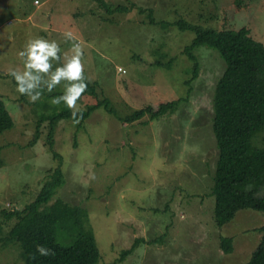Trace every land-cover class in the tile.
I'll use <instances>...</instances> for the list:
<instances>
[{"label":"rangeland","instance_id":"rangeland-1","mask_svg":"<svg viewBox=\"0 0 264 264\" xmlns=\"http://www.w3.org/2000/svg\"><path fill=\"white\" fill-rule=\"evenodd\" d=\"M105 1L129 12L109 13L93 0H0V97L15 120L0 134V264H25L17 245L1 241L16 221L2 211L33 203L59 166L48 143L50 117L69 110L50 103L63 82L30 103L9 72L23 68L18 53L38 36L56 40L62 57L71 55L72 42L63 36L69 30L83 48L85 81L98 84L99 99L108 97L120 118L148 105L181 103L175 113L133 124L103 108L81 127L59 121L54 150L64 179L49 205L61 200L87 211L99 264L132 249L122 264H247L261 242L264 212L240 211L222 227L213 196L220 155L215 94L226 62L208 47L189 58L184 48L195 33L163 24L183 19L219 31L247 27L264 44V0ZM96 102L81 96L77 105L81 111ZM255 144L264 146V133ZM225 238L233 240L231 254L223 249Z\"/></svg>","mask_w":264,"mask_h":264},{"label":"trees","instance_id":"trees-1","mask_svg":"<svg viewBox=\"0 0 264 264\" xmlns=\"http://www.w3.org/2000/svg\"><path fill=\"white\" fill-rule=\"evenodd\" d=\"M93 1L98 2L109 13L129 10L126 6L112 8L105 0ZM151 22H154L153 18ZM163 25L195 33L193 43L184 48V54L189 58L195 59L192 55L194 49L208 47L219 52L227 65L216 89L213 125L220 151L213 188L218 225L226 226L243 210L264 212V146L255 144L258 136L264 133V44L252 38L251 30L247 27L219 31L190 24L183 19ZM157 64L162 65L160 62ZM11 78L14 80L12 76ZM85 82L87 89L82 97L93 98L97 102L79 111L75 118L71 110L67 109L50 117L48 143L55 159H59V166L45 182L33 203L24 210L2 211L4 217L16 221L9 235L1 241L5 247L17 245L25 264H99L101 260L87 211L61 200L49 205L64 179L62 158L54 150L56 124L61 120H72L81 127L100 108L123 123L133 124L147 115L155 120L175 113L181 103V99L162 103L157 110L148 105L120 118L108 97L100 100L98 84ZM14 126L15 120L0 97V134ZM3 165L0 148V168ZM259 232L261 242L247 264H264V226ZM60 233L62 237L59 240ZM37 245L46 246L54 254L41 256L36 251ZM233 247L232 239H223L226 253L231 254ZM132 250L124 251L112 264H122Z\"/></svg>","mask_w":264,"mask_h":264},{"label":"clouds","instance_id":"clouds-1","mask_svg":"<svg viewBox=\"0 0 264 264\" xmlns=\"http://www.w3.org/2000/svg\"><path fill=\"white\" fill-rule=\"evenodd\" d=\"M39 4V0H36ZM65 41H71V55H61L60 44L43 36L30 39L18 56L23 68L11 69L9 74L14 78L17 92L28 97L30 103L40 100L43 91L51 93L63 82V92L50 100L52 105L64 104L75 118L80 111L77 101L87 89L84 76V52L81 43L69 30L63 33ZM57 62L54 67L53 62ZM94 178V177H92ZM36 251L41 256L53 255L51 249L37 245Z\"/></svg>","mask_w":264,"mask_h":264}]
</instances>
